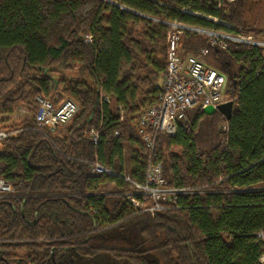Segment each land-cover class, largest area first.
I'll list each match as a JSON object with an SVG mask.
<instances>
[{"label": "trees", "instance_id": "16d2710c", "mask_svg": "<svg viewBox=\"0 0 264 264\" xmlns=\"http://www.w3.org/2000/svg\"><path fill=\"white\" fill-rule=\"evenodd\" d=\"M249 7L0 0V129L10 132L0 140V177L14 188L0 197V264H263L264 45L221 48L203 33H184L185 53L208 46L204 61L227 75L232 115L196 106L175 134L158 135L167 186L190 187L172 208L153 215L124 194V176L143 182L150 159L138 128L162 89L163 21L242 29L264 41V25L246 18ZM37 96L70 97L79 111L64 128L42 132ZM18 107L28 112L14 120ZM95 161L117 175L91 173Z\"/></svg>", "mask_w": 264, "mask_h": 264}, {"label": "built area", "instance_id": "2783aa9c", "mask_svg": "<svg viewBox=\"0 0 264 264\" xmlns=\"http://www.w3.org/2000/svg\"><path fill=\"white\" fill-rule=\"evenodd\" d=\"M169 26L166 37L167 66L163 74V84L156 103L145 109L140 120L138 131L149 150V162L143 182L124 176L130 187L124 194L136 208L157 214L169 210L177 204L181 194L190 192V187L167 186L163 172V164L157 160L156 140L160 133L174 134L179 123L188 118L190 109L212 104L215 107L230 100L226 94L227 75L216 67L207 64L204 56L208 46L201 47L197 53L183 51V35L186 31L203 33L210 45L228 48L231 42H240L253 45H264L255 34H247L240 29L233 31L222 29L203 28L187 24L178 20L163 21ZM86 42L93 41L91 34L84 36ZM108 99V97H104ZM38 107L33 113L36 128L41 130L53 129L58 125H66L78 112L79 105L71 98H65L56 103L51 98L37 96ZM21 111L28 112L24 107ZM225 128V126H224ZM10 132L0 129V140ZM94 142H97L99 132L91 131ZM91 173H108L117 175L98 161L91 167ZM14 192L13 186L0 177V197H8ZM141 198H139V197ZM151 200V202H147ZM264 239V232H259ZM260 261L264 262V255Z\"/></svg>", "mask_w": 264, "mask_h": 264}, {"label": "rangeland", "instance_id": "374dc122", "mask_svg": "<svg viewBox=\"0 0 264 264\" xmlns=\"http://www.w3.org/2000/svg\"><path fill=\"white\" fill-rule=\"evenodd\" d=\"M250 2V7L248 8L247 10V15H246V18L248 20L249 23H256L258 26H261V25H264V0H249ZM198 14V13H197ZM211 18V17H210ZM211 19H214V18H211ZM215 21H220L219 19H214ZM242 32H244L242 29H241ZM245 33V32H244ZM256 35V34H255ZM85 36V35H84ZM256 37L258 38V36L256 35ZM259 39V38H258ZM86 41V40H85ZM167 45V43H166ZM205 47V46H204ZM208 55V53H207ZM206 55V56H207ZM205 56V57H206ZM159 84L162 86L163 84V78H161L159 80ZM160 94V93H159ZM228 95V94H227ZM103 97H106L104 94H103ZM66 98H70V97H66ZM72 99V98H71ZM63 100V99H62ZM78 104V103H77ZM38 107V106H37ZM22 107H18L16 109V112L14 114V116L12 117V119L14 120H18V118H20V116L26 112L24 111H21ZM79 111V110H78ZM142 118V117H141ZM72 120V119H71ZM58 126H61L60 129L64 128L65 126L64 125H58ZM93 129L90 130V134H91V131ZM95 130V129H94ZM98 131V130H97ZM139 135H140V132L138 131ZM175 134V133H174ZM1 149V148H0ZM149 151V150H148ZM110 169V168H109ZM112 184H107L106 187H104V192L103 193H109L110 190L112 189ZM13 194V193H12ZM11 194V195H12Z\"/></svg>", "mask_w": 264, "mask_h": 264}, {"label": "water", "instance_id": "95a60500", "mask_svg": "<svg viewBox=\"0 0 264 264\" xmlns=\"http://www.w3.org/2000/svg\"><path fill=\"white\" fill-rule=\"evenodd\" d=\"M139 14L142 16H145V17H149L145 14H141V13H139ZM233 104H234L233 100H229L227 102L218 104L216 107L212 104H209V105L205 106L203 108V110L206 114H209V115L213 114L215 112H221L226 118L229 119L232 115Z\"/></svg>", "mask_w": 264, "mask_h": 264}, {"label": "crops", "instance_id": "0c3cea01", "mask_svg": "<svg viewBox=\"0 0 264 264\" xmlns=\"http://www.w3.org/2000/svg\"><path fill=\"white\" fill-rule=\"evenodd\" d=\"M183 51H184V46H183ZM194 52V51H193ZM161 78H163L162 77V74L160 75V78L158 79V84H159V80L161 79ZM160 85V84H159ZM161 86V85H160Z\"/></svg>", "mask_w": 264, "mask_h": 264}, {"label": "bare ground", "instance_id": "6f19581e", "mask_svg": "<svg viewBox=\"0 0 264 264\" xmlns=\"http://www.w3.org/2000/svg\"><path fill=\"white\" fill-rule=\"evenodd\" d=\"M223 73V72H222ZM262 262V261H261ZM264 264V262H262Z\"/></svg>", "mask_w": 264, "mask_h": 264}]
</instances>
